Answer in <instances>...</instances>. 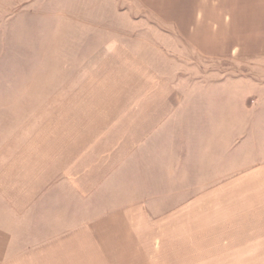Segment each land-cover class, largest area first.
<instances>
[{
    "label": "crops",
    "instance_id": "crops-1",
    "mask_svg": "<svg viewBox=\"0 0 264 264\" xmlns=\"http://www.w3.org/2000/svg\"><path fill=\"white\" fill-rule=\"evenodd\" d=\"M8 2L0 0V11ZM118 4L59 3L108 10ZM133 5L171 25L200 55L264 56V0H133ZM80 16L85 26L117 28L113 17ZM90 30L81 41L92 37ZM146 38L141 54L104 38L88 55L78 49L50 54L49 66L17 65L18 73L68 78L51 82L43 111L0 137V264H121V234L131 237L144 227L132 226L130 219L152 220L149 203L209 180L218 159L232 169L230 152L212 151L216 98L197 92L186 97L158 69L160 58ZM38 81L35 91L41 90ZM219 114L221 122L226 115Z\"/></svg>",
    "mask_w": 264,
    "mask_h": 264
},
{
    "label": "rangeland",
    "instance_id": "rangeland-1",
    "mask_svg": "<svg viewBox=\"0 0 264 264\" xmlns=\"http://www.w3.org/2000/svg\"><path fill=\"white\" fill-rule=\"evenodd\" d=\"M32 1L9 0L8 9L0 11V137L42 110L54 87L51 82L68 78L63 73H18L17 65L49 66L50 54L59 57L78 49L88 55L104 38L141 54L147 37L160 58L158 69L182 87L186 97L197 92L216 98L212 151L230 152L232 169L218 159L209 180L181 187L187 188L183 195L149 203L152 220L130 219L132 226L144 227L131 237L121 234V264H264V56L200 55L175 28L133 5V0H119L113 10L59 5L60 0H41L58 5H28ZM82 12L90 19L113 17L118 30L85 26ZM86 28L94 34L83 42L80 36ZM96 37L101 38L98 44ZM38 80L41 90L35 91ZM220 112L226 115L221 122Z\"/></svg>",
    "mask_w": 264,
    "mask_h": 264
}]
</instances>
